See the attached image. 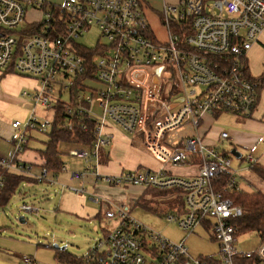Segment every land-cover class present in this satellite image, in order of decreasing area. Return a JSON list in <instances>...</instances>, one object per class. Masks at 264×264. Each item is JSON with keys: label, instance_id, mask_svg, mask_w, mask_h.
Here are the masks:
<instances>
[{"label": "built area", "instance_id": "1", "mask_svg": "<svg viewBox=\"0 0 264 264\" xmlns=\"http://www.w3.org/2000/svg\"><path fill=\"white\" fill-rule=\"evenodd\" d=\"M28 8L42 13L31 34L18 32ZM156 16L161 36L146 16L144 0H62L59 4L0 0V69L13 63L16 72L37 80L24 125L11 122L18 133L13 156H0V188L10 171L36 183L65 187L52 177L57 172L47 171L45 159L38 172L21 159L28 145L27 131L56 125L69 130L79 126L87 132L92 123L89 144L66 142L62 148L84 163L82 169L71 171V177L82 186L91 176L109 186L179 192L182 208L166 217L185 236L173 241L133 218L131 204L105 200L102 216L119 222L83 255V264H264V237L254 252L237 247L235 222L242 208L223 194L239 188L231 158L198 132L203 116L214 110L251 116L261 85L245 64L246 54L264 32V0H162ZM93 26L99 32L95 48L78 44L76 40ZM166 68L172 80L167 86L169 96L163 98ZM64 92L69 93L67 102L60 100ZM59 103L61 109L56 107ZM38 108L52 111V119L39 117ZM111 123L138 137L141 147L164 164L196 165L197 172L184 176L141 167L100 172V155L113 138ZM185 124L193 136L168 138ZM227 137V131L220 132L221 140ZM245 160L249 166L256 164L251 154ZM66 170L62 164L59 172ZM70 188L84 193V187ZM19 211L36 213L39 207L22 203ZM198 226L217 241L215 257L189 254L185 239Z\"/></svg>", "mask_w": 264, "mask_h": 264}, {"label": "rangeland", "instance_id": "2", "mask_svg": "<svg viewBox=\"0 0 264 264\" xmlns=\"http://www.w3.org/2000/svg\"><path fill=\"white\" fill-rule=\"evenodd\" d=\"M47 1L55 4L62 2V0ZM147 1L154 8H159L162 2L161 0ZM27 12V20L29 21L42 18L35 12H29L28 9ZM150 19L153 27L157 29L158 25L155 17L150 16ZM23 25L24 23L21 26ZM157 32L161 36L158 29ZM98 34V29L93 26L76 41L78 44L93 49L96 46ZM102 43H104V40H102ZM246 58L250 74L254 77H259L264 72V32L258 36V40L247 51ZM170 75V71L166 68L162 74L163 77L168 78L163 79V85L166 87L161 93L163 98L169 96V88L167 86L171 84L172 79L169 78ZM60 100L67 102L69 100V93H62ZM13 111L14 108L9 109L6 115L12 114ZM37 111L39 117L45 115L42 108H38ZM220 114L211 123L208 138H212V135L220 133L223 129L239 127L236 120V117H240L239 115L228 112H221ZM49 117L52 119V111H49ZM25 121L22 122V125H24ZM111 125L113 124L111 123ZM114 126L117 127L116 125ZM49 131L50 127L47 130L34 129V134L32 135L40 141H45ZM123 132L124 138L130 141L126 145V143L118 144L117 140L113 139L112 143L116 147L115 151L112 152L110 146L105 148L106 153L110 155L109 163L113 164L116 169H120V171L132 170L139 166H150V159L154 158L153 155L139 146L137 138L126 131ZM170 136H175V140L181 137H191L193 136V130L188 124H185L173 130L168 135V138ZM40 146L43 147L44 144L32 140L29 148L38 149ZM218 149L229 155L233 168L236 169L240 165V168L235 171L236 180L240 188L248 191H264V179L248 168L249 165L244 157L248 152L246 148L237 147V151L242 154L241 158H236L230 153L232 148L229 146V143L225 142ZM62 160L69 167V170L72 168V171L80 167V165H75L73 162L79 163L82 161L64 152H62ZM36 170L37 168H33V171ZM63 177L64 175H60L59 179L63 181ZM64 181L66 184L63 188L56 183L43 182L33 185H23L22 182L9 201L0 207V264L67 263L66 260L56 256V251L63 247L62 251L74 256L80 257L88 254V250L96 244V240L102 239L105 233L115 228L119 222L118 218H106L102 216L100 211L102 207L107 205L105 200L115 204L121 202L131 204L130 214L133 218L161 232L173 241H181L185 236V233L177 227V224L168 221L166 217L168 213H173L179 207L178 201L173 199L175 198V194L173 193L171 194L168 191L155 188L116 186L114 188L106 187L103 189L106 191L102 194L103 192L101 190L98 191L99 189H93L89 185L86 187L82 186L80 180ZM70 185L77 188L84 187V193L79 194L73 191ZM99 196L103 199V202L95 203L91 200L93 197ZM22 203L34 204L39 207V211L36 213L19 211V206ZM111 209L115 211L114 208L111 207ZM21 216L24 218L23 222L19 220ZM235 237L238 242L237 247L243 251L254 252L261 241L260 234L255 230L239 231ZM47 244H50L52 247H45ZM54 244L58 245V250L53 247ZM185 244L189 254L194 258L215 257L218 250L217 241L202 226H198L194 233L186 237ZM37 250L41 251L39 256L36 255ZM43 255L46 258H43ZM23 256L34 257L36 261L33 260L31 263L24 262Z\"/></svg>", "mask_w": 264, "mask_h": 264}, {"label": "crops", "instance_id": "3", "mask_svg": "<svg viewBox=\"0 0 264 264\" xmlns=\"http://www.w3.org/2000/svg\"><path fill=\"white\" fill-rule=\"evenodd\" d=\"M144 4H145L146 16L148 17V19L151 20L150 16H154L157 22L156 15L162 6V2L159 8L152 7V5L147 0H144ZM28 10L29 12H35L40 17H42V13L40 10L35 9V8H28ZM27 14L28 12H26V19L24 21V25L20 26L18 32L19 31L25 32L26 30H23V29L31 28L32 27L31 25H36L38 21L42 19V18L39 20L33 19L29 21L27 20ZM10 65L11 63L7 67L0 69V156H5L7 158H11L13 156V140H14V137L18 133L17 130L12 128L11 122L15 120H19L22 123L29 116L30 110L32 109V106H33V98L31 94L37 87L36 78L29 76V75L19 74L18 72L14 70L13 66L11 65L12 66L11 67ZM25 92L27 93V95L24 94ZM11 108H14V111L12 112V114L8 115L10 116L8 117L6 115V112H8L9 109ZM221 112L222 111L214 110L212 112L206 113L201 119L200 125L198 127V132L204 136L205 140L208 143L221 146L225 144L226 142V143H229V146L232 149L237 150V147L246 148V151L248 152L245 154V156L247 154H251L255 158L256 164L264 166V84L260 86V90L258 93V99H257L254 109L252 110L250 117H244L241 115H239L240 117H236L237 124L239 125V127H229L230 129L222 130V131L228 132V137L226 139L221 140L219 138L220 133L218 134L215 133L214 135H212V138L211 137L208 138L207 136H208V131L210 130V127H211V123L214 122V119L216 117L221 115L220 114ZM43 114L49 116V111L44 110ZM114 125L115 124L110 125V128H109L113 134L111 143L108 145L110 146V149L112 150V152L115 151V148H116L115 145H113L112 143L113 139L117 140L118 144L126 143V145L130 141L124 138L125 136L123 135L124 133L123 130L119 126L116 125L117 127H115ZM35 129L40 130L39 128H35ZM33 130L34 129H31V131L29 130V135H28L29 139H28L27 149L23 152V154L20 157L24 161L31 162L33 164V168H37V170H39L40 168L39 163H41L42 158H43L41 157L40 152L45 149V144L48 140V137L45 141H40L38 140L37 137L35 138L33 137L32 135L34 134ZM133 137L137 138L139 141L138 137L136 136H133ZM32 140L39 141L40 144L42 143L44 144V146L41 147L42 146L41 145L40 147H38V149H30L29 146ZM64 144H62L59 148V152H60L59 154H60L61 160H62V148ZM139 146L141 147L140 142H139ZM39 148H42V149H39ZM108 152L110 151L108 150ZM153 157L154 158L150 159V166L146 167L145 165V167L141 166V168H146V169H151V170L165 169L167 170L168 173L176 174V175H184V176L194 175L198 170V167L196 165L184 164V165L173 166L169 164H164L161 160H159L154 155ZM241 157H242V154L239 158ZM109 160H110V155L106 153L104 149V153L101 154V160H100V166H99L100 172L102 173L119 172L120 169H116V167L113 164L109 163ZM62 162L64 164L63 160ZM73 164L80 165V167L75 169V170H80L83 168L84 163L83 161H81L79 163L73 162ZM66 167H67L66 171L57 172L55 176H52V177L56 178L58 182L63 183V184H66L64 183L65 182L64 180L66 181L68 180L70 182L74 180L79 181L71 177L70 174H71L72 168H70L69 170V167L67 165ZM238 168H240V165H238L236 169ZM37 170L34 172H38ZM60 175L61 176L64 175V177L62 178L63 181L59 179ZM35 183L36 182L33 180L30 182L25 181L22 184L23 185H33ZM87 185H89V187H93V189L95 188L99 189L98 191L101 190L103 192L102 194H104V191H106V190H103L106 187L107 188L116 187V186L106 185L102 182H96L95 179L91 176H88L85 179L84 187H86ZM70 186L75 187L72 185ZM94 198L95 197H93L91 200L95 203H98L97 201L94 200ZM99 198L101 197L99 196ZM100 202H103V200H101ZM40 253L41 251L37 250L36 255L39 256ZM32 258L34 259V261H36L34 257ZM43 258H46V256L43 255Z\"/></svg>", "mask_w": 264, "mask_h": 264}, {"label": "trees", "instance_id": "4", "mask_svg": "<svg viewBox=\"0 0 264 264\" xmlns=\"http://www.w3.org/2000/svg\"><path fill=\"white\" fill-rule=\"evenodd\" d=\"M31 26V28H25L23 30H26L29 34H31L37 29L38 25ZM20 32L22 33V31ZM245 64L247 66V61ZM11 65L13 66V63H11ZM257 79L260 81V85L262 86L264 84V72ZM56 107L58 109H61V103L57 104ZM92 126L93 124L90 123L89 130L87 132H84L79 126L73 128L72 130H69L53 125V127L50 128L48 140L45 144V149L40 152L41 157L45 159V166L47 171L52 173L59 172L63 164L59 154V148L62 144L66 142L75 143L77 145L89 144L93 139V135L91 132ZM249 168L259 177L264 179V166H261L259 164H251ZM4 177V185L0 188V207L4 206L9 201L11 196L16 193V190L18 189L20 183L24 181H33L32 178L26 175L15 173L12 171L5 172ZM222 183H224V179L222 180ZM162 191H168L171 194H175V198L173 199H176L178 201V208H182V199L179 192H176L175 190ZM223 194L231 198L242 208V214L235 222L238 227V231L255 230L260 234L261 238L264 237V191H248L239 187L238 189L233 188L232 190L224 191ZM56 256L66 260L67 263H85V259L83 256H74L62 251L61 249L56 251Z\"/></svg>", "mask_w": 264, "mask_h": 264}, {"label": "water", "instance_id": "5", "mask_svg": "<svg viewBox=\"0 0 264 264\" xmlns=\"http://www.w3.org/2000/svg\"><path fill=\"white\" fill-rule=\"evenodd\" d=\"M160 70H161V68H159V69L157 70V73H159ZM231 154L234 155V157H236V158H239V157L241 156V153L238 152L236 149H232V150H231ZM19 220H20L21 222H23V221H24V218L21 216V217H19ZM53 247H54L55 249H59L58 245H56V244H54ZM63 248H64V247H63ZM63 248H60V249H63Z\"/></svg>", "mask_w": 264, "mask_h": 264}]
</instances>
